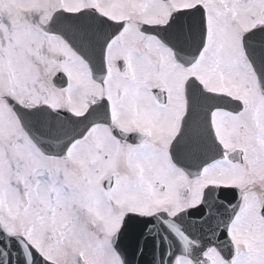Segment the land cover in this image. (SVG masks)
<instances>
[{"label":"snow or ice","instance_id":"snow-or-ice-1","mask_svg":"<svg viewBox=\"0 0 264 264\" xmlns=\"http://www.w3.org/2000/svg\"><path fill=\"white\" fill-rule=\"evenodd\" d=\"M0 264H264V0H0Z\"/></svg>","mask_w":264,"mask_h":264}]
</instances>
